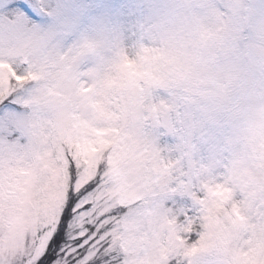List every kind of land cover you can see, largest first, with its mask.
Returning a JSON list of instances; mask_svg holds the SVG:
<instances>
[{
  "label": "snow or ice",
  "instance_id": "snow-or-ice-1",
  "mask_svg": "<svg viewBox=\"0 0 264 264\" xmlns=\"http://www.w3.org/2000/svg\"><path fill=\"white\" fill-rule=\"evenodd\" d=\"M129 27L133 0H0V264H264V114Z\"/></svg>",
  "mask_w": 264,
  "mask_h": 264
},
{
  "label": "clouds",
  "instance_id": "clouds-1",
  "mask_svg": "<svg viewBox=\"0 0 264 264\" xmlns=\"http://www.w3.org/2000/svg\"><path fill=\"white\" fill-rule=\"evenodd\" d=\"M82 0H63L69 12ZM97 3L109 0H96ZM140 19L176 39L186 57L215 76L212 87L225 104L264 114V0H133ZM114 22L106 12L92 24ZM225 117L227 113L224 114Z\"/></svg>",
  "mask_w": 264,
  "mask_h": 264
},
{
  "label": "rangeland",
  "instance_id": "rangeland-1",
  "mask_svg": "<svg viewBox=\"0 0 264 264\" xmlns=\"http://www.w3.org/2000/svg\"><path fill=\"white\" fill-rule=\"evenodd\" d=\"M119 42L130 54L137 48L136 57L145 60L157 72L167 67V58L178 53L183 55L181 45L176 39L162 30H153L145 25L143 29H125L119 37Z\"/></svg>",
  "mask_w": 264,
  "mask_h": 264
},
{
  "label": "trees",
  "instance_id": "trees-1",
  "mask_svg": "<svg viewBox=\"0 0 264 264\" xmlns=\"http://www.w3.org/2000/svg\"><path fill=\"white\" fill-rule=\"evenodd\" d=\"M136 49H137V48H136ZM136 49H134V52H132V55L134 54V55L136 56V52H137Z\"/></svg>",
  "mask_w": 264,
  "mask_h": 264
}]
</instances>
